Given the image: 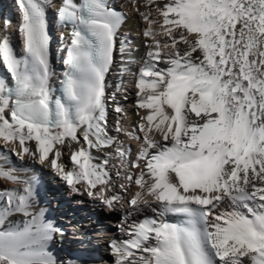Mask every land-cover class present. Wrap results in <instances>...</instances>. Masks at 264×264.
Listing matches in <instances>:
<instances>
[{
  "label": "snow or ice",
  "instance_id": "1",
  "mask_svg": "<svg viewBox=\"0 0 264 264\" xmlns=\"http://www.w3.org/2000/svg\"><path fill=\"white\" fill-rule=\"evenodd\" d=\"M16 4L23 54L0 35L13 82L0 77V264H74L50 250L63 231L36 210L34 181L6 166L7 152L47 163L110 211L126 205L160 217L119 226L128 238L111 241L114 264H264V0H143L145 11L136 8L146 51L132 75L144 111L131 131L115 125L135 153L108 130L116 94L106 78L134 63L117 61L131 49L119 35L126 17L108 0H61L56 15L71 31L55 89L50 0ZM114 111L123 113L118 104ZM117 185L134 189L129 199Z\"/></svg>",
  "mask_w": 264,
  "mask_h": 264
},
{
  "label": "rangeland",
  "instance_id": "2",
  "mask_svg": "<svg viewBox=\"0 0 264 264\" xmlns=\"http://www.w3.org/2000/svg\"><path fill=\"white\" fill-rule=\"evenodd\" d=\"M114 8L122 12L121 8ZM136 8H139L140 11H142L139 5H135L132 13L136 12ZM49 10L51 16L56 18V8L50 7ZM123 13L126 14L127 12L125 13V11H123ZM137 14L139 15V12H137ZM4 19L10 20L12 22V27L14 28L15 33L12 35V38L10 40H12V44L15 47L17 53L21 55V52L23 50L21 47L20 37L16 31V26L19 20V12L16 0H0V35H6L8 31V29H3L2 22ZM55 28H57V25L55 26ZM55 30H57V32L54 33L51 59L57 76L59 75V73H63L66 70L64 60L67 57L68 44H64V33L66 30L60 28H57ZM62 36L63 39H61ZM125 36L131 38V42L129 39H127V42L129 41L130 45H133L134 50L132 51L136 53L139 49V47L137 46L139 39H144V37L142 35H140L139 37L137 34H134L131 31H127L121 32L120 39L122 40ZM118 56L119 55H117V61L119 62L122 58ZM138 58L139 54L137 58H135V62L131 64V66L136 67L137 70L141 63ZM6 76L8 77V73L6 72L3 64L0 63V77L4 78ZM110 76L111 78L108 79L109 88L107 89V92L109 94L115 92L116 100L115 102H113L111 99H109L108 101V130L110 131L111 129L112 131H115L116 121L119 120L123 128H128L129 130L130 127L131 131L132 128L135 127L129 126L126 120H130V124H134V114L136 113L138 115L139 112V109L136 107L138 100V97L136 95L137 89L135 88L136 78L133 77L132 74L123 75L122 77L124 79V82L120 86L118 80L122 79V77L121 75L119 76L118 71L115 68L113 71H111ZM117 104L123 109V113L118 114L114 111V108ZM139 113L143 114V112L141 111ZM131 116L133 118L130 119ZM121 134L125 135L123 132ZM129 143L131 145L130 147L132 148L136 147L137 145L133 141H130ZM64 150L62 155L64 154ZM0 151L7 150L0 149ZM133 153L135 152L133 151ZM11 155L14 154L11 153ZM0 161L1 163H5L2 160ZM60 162L62 163V156L60 158ZM46 165V167H42L38 166L37 164V168L45 171L46 174V177L43 179L45 180V184H47V186L44 187L45 190L43 194V199L45 200L43 203L45 215L54 220V224L57 227H60L63 231L62 236L57 235L50 243L53 254L60 261L73 260L74 264H90L92 262H95V264H114V257L111 255V250L109 247L111 241L128 238L126 235L119 231V226L122 223H125V221L129 225L133 222H141L143 219L150 215L157 219L160 218L150 209H145L144 212L140 213H133L128 209L126 205H122L116 210L110 211L107 208L101 206L98 201H94L93 199H91L89 196H87L86 193L81 195L76 192H72L69 187H60L57 184L55 172L48 164ZM43 174L41 173L39 176L41 177ZM114 191L123 194L125 200L129 199L131 196L129 191L125 192L123 189H120L118 185L116 189H114ZM57 194L61 198L60 202L67 203L68 206H71L70 212H74L75 210H83L85 212V220L87 219L92 225L90 230V237L84 240L80 237V235L77 234V232H74L73 227L66 221L67 215L65 213H61L58 216L54 217V213H51V201L53 202V206H56V204H54V199Z\"/></svg>",
  "mask_w": 264,
  "mask_h": 264
},
{
  "label": "bare ground",
  "instance_id": "3",
  "mask_svg": "<svg viewBox=\"0 0 264 264\" xmlns=\"http://www.w3.org/2000/svg\"><path fill=\"white\" fill-rule=\"evenodd\" d=\"M60 2H61V0H50V4H49L48 10H47L48 16H50V14H51L49 8L50 7H52V8L55 7L56 10L58 11V6H59ZM76 2L80 3V0H76ZM109 3H110V5L112 7L121 8L122 12H120V13L123 14L126 17V19H125V21H124V23H123V25H122V27L120 29V34L119 35H121V32H127V31L129 32V31H131V32H133L134 34H137L140 37V35H142V30H143L145 25L143 24L142 20L140 19L139 15L137 14V11L132 13L133 12L132 10H133L135 5H139L141 10L144 11L145 8L143 7V0H109ZM123 11H125V13L127 12L129 15L127 13L124 14ZM56 25H57V28L60 27L59 22H56ZM61 29H65L66 30L65 33H64V44L66 45V44L69 43V33H70L71 29H70V27H64V28H61ZM14 33H15V30L11 26V28L8 29L6 35L9 37V39H11L12 35ZM127 39H129L130 42H131V38L126 37V36L122 39V41H124L125 44L126 43L130 44L129 41L127 42ZM143 40H144L143 38L139 39V42L137 44V46L139 47V49L137 51L138 53L137 52L135 53V52L132 51V50H134V47H133V45H131V49L128 52L125 53V55L122 57V59L124 61H128V60L134 61L135 58H137V56L139 54V58L138 59H139V61H141V58L143 57V55H144V53L146 51L145 45L143 43ZM10 41H11V43H13L12 40H10ZM21 47H22V42H21ZM22 54H23V51L21 52V55ZM118 57H120V56H118ZM136 62H137V60H136ZM128 67H129L130 71L128 73L124 74V75L132 74V72L137 71V68L136 67H132L131 64H129ZM59 76H60V74L57 75V76H54L51 81H58ZM4 78H8V77L6 76ZM9 82H10V78H8V83ZM108 83H109V81H107V84ZM108 87H109V84H108ZM140 111L143 112L144 110H140L139 109V112ZM131 118H133V117L131 116L130 119ZM139 120H140V115L138 116L135 113L134 114V124H130V120H126V122L128 123L129 126H132V127L134 126L135 127ZM124 129L126 131H130V127H129V130H128V128H124ZM109 132H110L109 135L118 138V142H123L126 147H130L131 146L130 143H129L131 140L126 135H123L121 133H117L116 131H112L111 129H110ZM134 143L136 144V142H134ZM30 147H32V149L35 150V142H32L30 144ZM130 148L132 149V151L135 152L136 148H137V145L134 148H132V147H130ZM7 155L9 157L8 162H6V166L7 167H15L17 169L16 174L18 176H20L22 179H29V180H33L34 181V187H35V193H36V196H35V208H36V210L44 209L43 203H44L45 200L43 199V194H44V190H45L44 187H46L47 184H45V180H43V179L46 177V174H45V171H42L41 169L37 168V164H38V166L46 167L47 163L41 164V163H39L38 159H32L30 157H25L24 160H20L17 156L11 155L10 152H7ZM93 155L100 157V159H103V157H104V153L96 152L95 150H93ZM97 162H99V161H97ZM62 163L65 165V170L66 171L71 169V167L73 166L72 165V161H71V152L67 148H65L64 154L62 155ZM0 164H5V163H1V161H0ZM41 173L42 174L44 173V174L40 177L39 175ZM56 181H57V184L60 187L61 186L68 187L65 184V182H63L60 179V177L57 176V175H56ZM3 186L7 187V188H10V189H18V188L21 187L20 185L11 184V183H8V182H4ZM132 191H134V189H130L129 190L130 194L132 193ZM119 194L124 196L121 193H119ZM60 199H61L60 196L57 194L55 196V199H54V202H55L54 204H56V206H53V202L51 201V203H52L51 213L52 212L54 213V217L58 216L61 213H65L67 215L66 221H67V223H70V225L73 227V231L74 232H77V234L80 235V237L82 239H84V240L87 239L88 237H90V230H91V226L92 225L87 219L85 220V217H86L85 216V212L83 210H75L74 212H70L71 206H68L67 203L60 202ZM144 211H145V209H142L140 212H144ZM140 212H138V213H140ZM46 218L49 219L52 223H54V220H52L48 216H46ZM146 218H154V217H152V215H150V216H148ZM13 219L15 220V222L17 224L21 223V217L16 216ZM165 219H167L169 222H173V223L178 222V221H176V219L174 217H168V218H165ZM120 240H124V239H120ZM49 247H50V250L52 251L50 245H49ZM90 264H95V262H92Z\"/></svg>",
  "mask_w": 264,
  "mask_h": 264
}]
</instances>
